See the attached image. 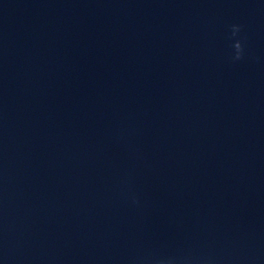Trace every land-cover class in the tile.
<instances>
[{"label": "clouds", "instance_id": "1", "mask_svg": "<svg viewBox=\"0 0 264 264\" xmlns=\"http://www.w3.org/2000/svg\"><path fill=\"white\" fill-rule=\"evenodd\" d=\"M231 39L233 40L232 48L234 51L233 60L239 61L244 56L243 38L240 36L242 25H231ZM128 198L134 205L139 204V200L134 194L129 193ZM139 264H214L210 256H194L191 254L182 256H145L140 258Z\"/></svg>", "mask_w": 264, "mask_h": 264}]
</instances>
